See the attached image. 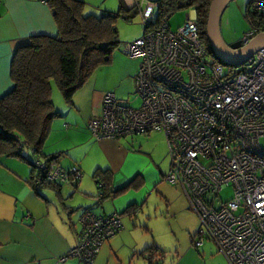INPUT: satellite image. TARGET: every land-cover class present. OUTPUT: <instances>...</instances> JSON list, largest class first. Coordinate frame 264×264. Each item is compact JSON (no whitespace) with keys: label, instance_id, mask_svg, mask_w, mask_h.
I'll list each match as a JSON object with an SVG mask.
<instances>
[{"label":"built area","instance_id":"2783aa9c","mask_svg":"<svg viewBox=\"0 0 264 264\" xmlns=\"http://www.w3.org/2000/svg\"><path fill=\"white\" fill-rule=\"evenodd\" d=\"M133 5L147 28L124 53L141 58L134 77L141 105L105 93L90 132L97 139L164 132L170 158L164 179L180 187L198 216L195 247L206 238L228 264H264V45L238 65L241 69L225 71L203 42L196 15L172 30L165 20L148 24L155 2L133 0ZM252 9L264 20V0H255ZM262 32L260 22L242 42ZM34 167L52 184H75L81 177L76 165L65 168L37 156ZM227 187L232 193L225 199ZM80 221L77 244L60 261L77 257L91 263L123 227L118 213L85 211Z\"/></svg>","mask_w":264,"mask_h":264},{"label":"crops","instance_id":"0c3cea01","mask_svg":"<svg viewBox=\"0 0 264 264\" xmlns=\"http://www.w3.org/2000/svg\"><path fill=\"white\" fill-rule=\"evenodd\" d=\"M123 1L127 7L133 6V0ZM194 15L196 12L191 9L190 17ZM40 34H57L53 12L45 0H0V54H4L0 58L5 57L0 61V97L12 88L10 63L14 50ZM138 67L136 62L131 70L126 68L127 76L135 77ZM91 79L75 91L70 103L53 84L52 98L60 115L51 120L42 144L45 155L58 154L60 166L80 168L81 177L76 184L43 185L35 190L29 182L32 166L25 159L22 164L10 157L0 160V264H129L126 260L136 254L143 256L147 264H154L152 248L159 246H146L148 240L144 238L148 236L139 237L138 224L132 217L136 218L137 210L147 205L152 190L167 189L171 195L181 189L164 180L166 173L158 162L164 160L166 152L158 159L146 153L154 170L153 176L149 173L146 177L144 169L136 164L126 166L129 156L137 153L128 151L120 138L97 139L90 133L89 121L100 115L106 93ZM30 152L28 148L24 155ZM167 157L170 167L168 151ZM90 165L95 168L96 184L99 180L105 187L107 182V196H100L99 191L95 196V189L90 188ZM123 165L125 170L119 174ZM115 174H119L118 179ZM85 211L95 215L118 213L123 227L103 243L91 263L77 257L60 261L76 246L82 228L80 217Z\"/></svg>","mask_w":264,"mask_h":264},{"label":"trees","instance_id":"16d2710c","mask_svg":"<svg viewBox=\"0 0 264 264\" xmlns=\"http://www.w3.org/2000/svg\"><path fill=\"white\" fill-rule=\"evenodd\" d=\"M45 1L53 12L57 34L32 36L28 43L19 45L14 50L10 64L12 88L0 97V160L3 157L25 159L32 166L29 182L35 190L43 185H55L46 181L43 172L36 171L30 157L24 155L29 148L32 150L29 154L44 157L47 163H57L58 154L45 155L42 152L50 122L60 115L52 98L53 84L67 103L72 102L75 91L86 83L93 71L112 61L113 52L120 43L116 18L123 13L124 18L131 19L138 11L137 6L127 7L120 0L118 12L104 11L101 16L85 15L83 0ZM254 1H250L247 9L252 27L260 22L264 24L262 16L252 9ZM153 2L156 3L153 12V16L156 12V18L153 19L152 16L148 23L152 26L162 20L167 22L179 10H195L200 36L212 57L219 60L207 39L212 0ZM251 16L258 20V24H253ZM146 28L143 26V31ZM100 183L97 180V188L104 190L101 196L105 197V189L109 190L107 182L102 188L99 187ZM152 249L154 252L151 253L164 255L165 251L160 247Z\"/></svg>","mask_w":264,"mask_h":264},{"label":"rangeland","instance_id":"374dc122","mask_svg":"<svg viewBox=\"0 0 264 264\" xmlns=\"http://www.w3.org/2000/svg\"><path fill=\"white\" fill-rule=\"evenodd\" d=\"M250 1L231 0L224 9L219 21V28L221 37L227 45L241 41L246 32L252 28L249 16H247ZM83 2L85 3V15L92 14L101 16L104 11L118 12L120 0H83ZM187 15H191V9H182L174 13L167 19L170 28L176 30L185 22ZM155 18L156 12L153 16V19ZM251 19L253 21L255 18L251 16ZM253 24H258V20H254ZM115 25L120 43L113 52L111 63L102 64L93 71L90 76L92 77L91 83L98 84L105 88L106 92L114 93L117 98L129 100L132 106L139 107L141 105V99L137 97L134 77L127 76L126 68L131 70L136 65V62L140 65L141 58L126 55L124 48L127 43L141 37L144 32L141 13L137 11L131 19L124 18V14L121 13L116 18ZM0 55H4L2 51ZM12 58L13 55L11 56V61ZM3 59L5 57L0 58V61ZM230 67L235 72L241 69L242 66L225 65V71L229 70ZM8 75L9 73H7ZM165 138L164 132L159 130H151L149 132L121 137L119 142L125 145L128 151H135L137 153L136 155L129 156L126 166L128 167V164H136V167L144 169L146 177L149 173L153 176L154 170L149 163L151 161L149 155L152 158L158 159L166 152V156L164 154V160H159L158 165L167 174L169 170V159L167 157ZM261 142L264 147V138L261 139ZM28 157L35 163V155L29 154ZM10 158L22 164V158ZM89 170V176L91 177L89 186L92 190L95 189L94 194L96 193V196L98 190L96 181L93 178L95 168H92L90 165ZM124 170L125 165H123L119 174L124 172ZM156 170L159 172L157 168ZM119 174H115V178L118 179ZM147 182H151V179H148ZM165 182L168 185H175L166 180ZM159 190H152L147 205L142 208L143 210H137L135 213L137 214V216L135 215L136 218L132 217V220L138 224L139 237L143 234L148 236V238H144L148 240L146 246L156 245L165 251L163 256L151 255L154 264H228L212 241L205 238L204 246L200 248L195 247L194 242L198 239L199 219L195 211L190 207L188 200L181 193V190L178 193H171V195H168L169 193L167 192L169 191L167 189H161L158 193L157 191ZM163 193L167 194L165 195ZM231 193V187L222 190V196L225 199L230 197ZM123 257H126V254ZM130 257L133 259H127L125 263L147 264V260L139 254Z\"/></svg>","mask_w":264,"mask_h":264},{"label":"water","instance_id":"95a60500","mask_svg":"<svg viewBox=\"0 0 264 264\" xmlns=\"http://www.w3.org/2000/svg\"><path fill=\"white\" fill-rule=\"evenodd\" d=\"M230 1L212 0L207 23V39L221 62L229 66H238L248 61L254 52L264 45V32L256 35L247 43H243L241 40L227 45L221 37L219 21Z\"/></svg>","mask_w":264,"mask_h":264}]
</instances>
